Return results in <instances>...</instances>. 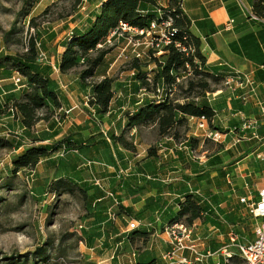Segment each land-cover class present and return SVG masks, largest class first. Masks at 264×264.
Instances as JSON below:
<instances>
[{"label":"trees","instance_id":"obj_1","mask_svg":"<svg viewBox=\"0 0 264 264\" xmlns=\"http://www.w3.org/2000/svg\"><path fill=\"white\" fill-rule=\"evenodd\" d=\"M69 1L71 13H77L90 5L93 8L87 14L86 24L74 27L58 42L57 47L61 50L55 53L58 57L54 66L60 75L78 70L76 84L82 96L85 95L84 109L89 118L82 124L74 125L69 134L55 138L60 133L61 122L67 117L63 111L65 94L59 89L49 61L53 55L48 54L42 33L40 36L37 32L29 36L22 52L8 54L3 49L0 50V148L14 152L7 166L10 176L14 177L22 172L27 180L29 178L30 193L40 198L43 195H65L86 201L87 194L91 191L96 198L88 201V210L92 211L89 215L97 216L98 221H103L106 227L101 229L99 225H92L82 231V239L92 250L97 247L96 242L100 243L99 247L107 246V240H97L103 235V231L115 232L110 223L113 219L107 213L111 207L115 209L114 217L122 222L124 219L140 221L136 228L113 239L115 244L121 242L120 247L126 251L137 240L145 244L150 235L163 231L166 225L181 222L191 226L198 218L209 222L224 234L228 233L230 226V231L242 239L252 238L254 229L248 228V225H252L248 219L249 213L239 214L236 208L226 213L220 206L225 201V196L207 190L202 192L200 188L192 187L194 183L212 184L220 190L229 184L227 178L231 176L230 164L215 168L216 175L212 178H205L204 175L208 172L202 170L195 171L193 176L183 175L189 188H186L183 181L173 185V182L160 177L173 169V160L193 170L197 165L206 169L222 163L218 154L202 162L190 157L184 149L187 147L198 154L199 145L210 142L202 136L187 135L188 118L203 115L210 121L213 107L206 101L205 93L211 92L212 83H222L232 68L220 64L215 69L206 64L205 56L200 50V39L190 32L189 21L183 14V0H166L165 4L158 0ZM246 1L250 5L252 16L264 22V0ZM34 2L36 1L23 0L20 13L24 17L30 15ZM48 10L49 8L44 9L42 14H47ZM63 16L65 15H60ZM152 19L171 21V43L162 45L160 49L144 50L141 57L126 55V69L132 71V95L128 100L120 96L115 98L122 85L109 72L114 61L110 56L112 48L107 45L97 47V44L118 27L120 22L142 28ZM33 21V18L28 17L29 23L33 24ZM13 32L14 29L10 33ZM46 34L47 40L52 41L54 33L49 30ZM176 42L180 47L175 45ZM182 47L192 51L185 53L181 50ZM39 51L46 54L47 61L37 60ZM158 51L161 52L157 53ZM186 64H189L192 75L176 83L175 77L182 75ZM15 71L21 76L18 85L11 81ZM156 87L163 88L161 97L138 99L135 96L141 89L152 92ZM125 102L129 106L122 110ZM40 122L45 124L43 128H37ZM104 123L110 126L105 131L101 130ZM214 125L215 123L210 124L212 128ZM149 126L154 127L158 144L147 148V162L140 165L135 158L138 149L129 134L133 128L138 130ZM240 130L236 125L231 134L242 136L245 132ZM247 135H251V132ZM179 144L182 147L177 148L176 145ZM162 147L174 149L172 153L158 151ZM217 148L220 149V146L217 145ZM172 157L173 160H170ZM96 163L106 169L113 168L107 176L112 177L115 186L106 189L101 183L98 186L93 180H83L85 166L93 167ZM39 168H42L44 176H41ZM120 170L126 171L121 173ZM150 186L155 189V196L146 197L142 210L136 213L123 206L117 195L118 190H128L140 195ZM164 190H174L177 195L167 202L161 197ZM103 200L110 202L100 205ZM239 225L246 229L242 227L240 230ZM200 239L207 240L204 236ZM45 244L50 247L47 241ZM226 244L228 240L222 243L209 240L207 249L216 252L219 264H246L233 247H230L231 256L224 261L219 251ZM36 254L40 260L50 257L44 247L33 252L34 256ZM161 257L153 249L145 248L139 251L132 264H168Z\"/></svg>","mask_w":264,"mask_h":264},{"label":"crops","instance_id":"obj_2","mask_svg":"<svg viewBox=\"0 0 264 264\" xmlns=\"http://www.w3.org/2000/svg\"><path fill=\"white\" fill-rule=\"evenodd\" d=\"M244 2L250 9L249 3L246 0ZM182 11L189 21L190 32L200 39V50L205 56L206 64L210 68L215 69L220 64H223L224 66L248 74L253 82V91H249L246 86L244 88H237L235 92H230L222 86V83H212L211 92H206L209 93L205 95L206 101L213 107L212 118L213 124L215 123L214 127H218L217 129L224 132L228 129V132H226L227 138L219 143L207 139L210 142L206 145L201 143L198 147V154L201 155L200 161L202 162L218 154L222 163L215 164V167L208 166L206 169L197 165L193 170L190 167L181 166L172 157L170 160L174 162L173 169L166 171L160 177L173 182V185H175L182 181L185 182L182 178L183 175L193 176L195 175V171L200 172L202 170L208 172L205 173V178H212L216 175L215 168L219 165L223 168L226 164H230L231 176L227 178L229 184L224 185L220 190H217L212 184L192 183L193 186H191L200 188L202 192L207 190L210 193L217 192V194L225 196V201L223 200L224 202L220 203L224 212L227 213L236 208L237 213L247 214L249 213L248 209L244 203L239 202V197L254 198L257 195V190L264 187V22L261 19L252 18V16L243 13L235 0H183ZM59 51L57 50V53ZM57 57L58 54L55 57L53 55L49 58L51 65L55 64ZM77 71H70L64 75H60L58 71H54L59 89L65 94L63 108L71 109L67 117L61 122L59 126L60 133L55 138L69 134L73 131L74 125L82 124L89 118L84 109L85 95L82 96V92L77 88ZM131 75L132 71L128 70L126 80L116 79V81L121 83L122 88L117 91L115 98L118 96L125 97L126 100L130 98L132 95L130 91ZM135 96L138 99L143 97L151 98L149 94L141 92V90ZM125 103L122 106V110L129 106L127 102ZM251 120H256L258 123L255 129L243 130L245 133L242 136L231 134L234 126L237 125L241 129L244 121ZM65 123H67V127L64 129L62 124ZM44 126L43 122L37 124V128H43ZM109 128L110 126L106 123L101 125V130L103 131ZM147 128L153 129L154 134H156L153 126ZM188 128L187 135L195 136L194 123L189 118ZM140 129L136 130V133ZM248 132H255L262 139L252 138L250 135H247ZM135 136L132 137V141ZM155 137L157 139V134ZM134 145L138 149L137 145ZM217 145L220 146V149L217 148ZM148 147L142 149L141 153L139 152L140 149L137 150L135 158L140 162V165H144L147 162L145 155ZM121 151L124 152L122 149ZM112 169L111 167L107 169L103 168V166H99L97 163L93 167L87 165L83 172V180L87 182L98 180L99 183L103 184L104 188H111L115 186L114 181L107 174ZM185 185L186 188L190 187L189 183L185 182ZM175 192L174 190H164L161 193V197L169 202L177 195ZM155 193V189L151 188V186L144 189L140 195L128 190L117 191L118 197L122 200V205L130 208L132 213L142 210L144 199L155 196ZM93 198L95 199L96 196L91 191L88 192L86 201L79 198L82 201L84 212L83 221L79 222L83 225L79 230L80 232L87 230L92 225H99L101 229L106 228L103 221H98L97 216L89 215L92 211L88 210V201ZM108 202L110 201L103 200L100 205H106ZM248 219L252 222L251 227L253 228L254 220L251 214L248 216ZM127 220L124 219L123 222L119 218L112 220L110 222L111 226L117 233L111 230H108L107 233L103 231V235L97 240H107V242L113 243L116 248L121 242L115 244L113 239L119 234L130 231L127 228ZM142 222L145 223L147 220H143ZM191 227H193L194 236H204L207 238V248L209 240H215L217 243L228 240L227 234L220 232L218 228H214L209 222H203L200 218L196 219ZM168 240V236L163 231L150 235L145 244L141 240H137L140 243L141 249H132V246H130V250L127 251V254H129L127 255V261L129 264H132L139 251L145 248L153 249L160 256L162 252L170 247ZM99 245L100 243L98 242V245L95 246ZM88 250L91 251L92 249L88 248ZM185 254L188 255V252ZM217 261H219V257L216 254L205 259V264H216Z\"/></svg>","mask_w":264,"mask_h":264},{"label":"rangeland","instance_id":"obj_3","mask_svg":"<svg viewBox=\"0 0 264 264\" xmlns=\"http://www.w3.org/2000/svg\"><path fill=\"white\" fill-rule=\"evenodd\" d=\"M35 1L28 16L34 19L32 24L28 22V17L20 13L23 0H0V50L8 54L22 52L27 38L37 32L39 36L43 34L42 40H45L48 54L55 55L57 50H61L57 47L58 42L74 27L86 24L87 14L93 8L90 5L71 13L69 0ZM48 8V13L42 14ZM13 29L14 32L10 33ZM49 30L54 33L52 41L47 40L46 32ZM124 45L118 39L109 45L112 48L110 56L114 59L109 72L120 80H126L128 72L126 54H130V50ZM62 127L65 129L67 123ZM155 135L153 129L147 127L137 131L133 141L140 153L142 149L158 144ZM13 154L12 150L0 148V264H129V254L121 245L115 248L113 243L108 242L106 247L100 246L102 249L97 246L94 250H88L82 232L74 228L83 221L84 216L79 197H35L30 193L29 178L27 180L22 172L11 177L7 166ZM39 172L44 176L42 168H39ZM242 227L239 225L238 228ZM248 228H251V224ZM200 238L194 242L199 250H203L207 248V240ZM46 241L50 247L46 246ZM95 244L98 245V242ZM41 247L50 256L46 260H40L38 254L33 255ZM137 247L141 248L138 241L132 245V249Z\"/></svg>","mask_w":264,"mask_h":264},{"label":"built area","instance_id":"obj_4","mask_svg":"<svg viewBox=\"0 0 264 264\" xmlns=\"http://www.w3.org/2000/svg\"><path fill=\"white\" fill-rule=\"evenodd\" d=\"M160 3L165 4L166 0H158ZM238 4V7L241 11L248 16H252L251 10L246 5L244 0H235ZM254 16H252L253 18ZM172 28L171 21L169 19H152L149 21L147 26L142 28L129 26L125 23L120 22L119 26L110 31L107 36L103 39V41L97 44V47H102L104 45L109 46L113 40H122L125 46L129 47L130 55H134L136 57H141L144 54V50L147 49H160L162 45H168L171 43L172 37ZM176 46L180 47L179 43H175ZM182 51L187 53L190 48L186 49L185 47L181 48ZM158 51L157 53H160ZM37 55L38 61H47V56L43 51H39ZM128 55V54H126ZM196 62V60H194ZM53 71H57L56 67L52 64ZM192 75L189 64L185 65V70L182 71L181 76H176V83H180L185 80L187 77ZM11 81L18 85L21 81L20 74L15 71L11 77ZM252 79L248 74L242 73L234 68L232 71L225 76L222 81V86L228 89L230 92H235L237 88L248 87L249 91H253ZM175 85H173V89ZM156 90L149 92L145 89H141V92H146L150 95V97H161L163 95V88L156 87ZM209 93H206L208 95ZM62 109V108H60ZM64 113L67 115L70 111V108L63 109ZM189 120H192L194 123L195 136H202L203 139H209L213 142L219 143L225 138H227V133L219 130L215 127H211L210 124L213 123V118L210 121L203 115L198 117H189ZM256 120L244 121L241 125V130L247 129H255L257 126ZM136 134V129L133 128L130 132V136L134 137ZM250 137L256 139H262L257 135V133L252 132ZM264 139V136H263ZM134 143V141H133ZM177 148L182 147L181 144L176 145ZM176 148V147H175ZM173 149L162 147L160 148V152L164 153H172ZM187 154L190 157L198 158L201 160V156L195 153V150H190L187 147H184ZM260 157V156H259ZM126 170H120L121 173H124ZM95 184L100 186L98 180L94 181ZM112 196L111 194H109ZM239 202L244 203L248 209V212L251 214V217L254 220L253 223V236L250 239H242L232 231L227 233L228 244L224 245L220 249L221 257L224 261H227L228 257L231 256L232 251L230 247L236 249L240 257L245 261L246 264H264V187L257 190V195L254 198L247 199L245 196L239 197ZM108 217L111 219H116L114 217L113 210L109 208L107 210ZM127 228L128 230L134 229L138 226V222L135 220H127ZM83 227L81 223H77V226L74 228L80 230ZM193 227L187 226L181 222H173L171 224L166 225L163 228V232L168 236V243L170 247L161 253L162 260L167 262L168 264L173 263H189L193 262L203 263L205 259L211 257L212 255H216V252H211L207 248L203 250H199L194 240L199 241V237L194 236ZM188 252V255L185 253ZM134 255V254H132ZM219 264V261L216 262Z\"/></svg>","mask_w":264,"mask_h":264}]
</instances>
